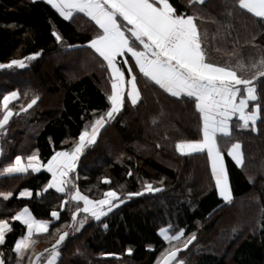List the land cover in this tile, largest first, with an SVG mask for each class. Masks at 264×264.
I'll return each mask as SVG.
<instances>
[{
  "label": "trees",
  "instance_id": "16d2710c",
  "mask_svg": "<svg viewBox=\"0 0 264 264\" xmlns=\"http://www.w3.org/2000/svg\"><path fill=\"white\" fill-rule=\"evenodd\" d=\"M170 2L178 12L204 18L197 23L202 33L206 29L202 47L211 62L235 66L264 53V19L241 8L238 0H204L191 6L189 0ZM54 31L62 41L55 39ZM99 32L83 13L65 19L46 0H0V64L25 62L23 68H0V118L6 111L3 97L14 91L19 95L8 104L13 115L0 133V169L18 155L35 154L47 163L56 152L69 150L85 125L110 106V69L88 44ZM35 53L39 55L29 59ZM122 61L119 57V66L127 69ZM133 73L139 100L132 104L125 92L123 108L100 130L95 143L85 146L70 175L89 198H103L112 189L124 202L99 220L79 212L73 221L81 205L71 199L73 186L67 184L64 192L47 187L52 179L48 170L0 175V193H12L0 196V219L11 229L0 245L5 264H33L63 232L68 235L55 264H160L173 245L160 232L169 226L173 233L183 229L181 242L195 233L178 256L182 264H264V77L254 81L260 99L249 102V108L261 104L256 123L243 127L234 117L231 135L218 138L233 195L226 202L218 195L207 152L181 153L176 148L182 139L202 138V118L193 98L172 96L138 67ZM241 74L251 75L238 71ZM125 78H130L127 71ZM34 94L39 99L27 108ZM51 94H58L56 103L45 105ZM235 142L241 144L242 165L228 155ZM148 183L160 190L145 191ZM25 188L32 190L30 198L20 197ZM129 192L141 194L125 198ZM25 206L51 224L47 232L35 234V243L21 255L14 250L15 242L27 227L12 217ZM53 211L59 212L57 220ZM215 237L223 239L220 251L210 248Z\"/></svg>",
  "mask_w": 264,
  "mask_h": 264
},
{
  "label": "snow or ice",
  "instance_id": "6c2138e0",
  "mask_svg": "<svg viewBox=\"0 0 264 264\" xmlns=\"http://www.w3.org/2000/svg\"><path fill=\"white\" fill-rule=\"evenodd\" d=\"M61 16L71 19L73 13H84L91 18L99 27V34L88 41V44L104 61L111 75V92L107 95L110 106L105 112L86 124L79 133L77 142L65 151L56 152L47 162V170L52 174V179L47 187L56 188L60 192L65 191V185L69 183L68 174L75 169L76 161L85 148L86 144L95 143L100 130L110 120L115 119L125 103V84L129 90L128 97L132 104H136L140 96L137 84V76L133 73V67H138L139 73L145 78L153 81L156 85L174 97L193 98V103L198 109L202 118V138L182 139L176 144V148L181 153H193L206 150L211 162V174L215 180V187L218 195L226 202L233 199L229 177L224 164V153L218 142V138L231 135V118L238 115L243 122V127H248L249 122L255 124L260 111L261 104L256 103L253 111H247L249 101H258L260 95L254 81L258 77H264V53L259 58H249L250 62L237 61L235 66L219 65L208 59L207 50L202 47L203 35L197 20L203 21V17H198L196 13L188 15L178 12L170 0H47ZM193 3L203 4L204 0H189V6ZM241 8L247 9L256 17L264 19V0H238ZM55 39L59 42L63 37L58 32H53ZM72 47V45H68ZM128 53L134 59V65H129L127 69H122L117 61V57H124L122 63H128ZM39 53L33 54L29 59L34 58ZM18 65L23 68L22 60H11L8 65L0 64V68ZM125 71L130 74V79L125 81ZM240 72H249L250 76L238 75ZM264 91V89H262ZM246 93V94H245ZM18 96L17 92L9 93L3 97V107L6 109L0 118V133L9 118L13 115L8 108L9 100ZM39 99L38 95H33L27 108H31ZM27 108L21 109L26 111ZM95 112V110H93ZM239 142L233 143L228 150V155L232 156L238 165H242L243 154L240 151ZM27 165L21 163V156L15 157L14 163H9L0 169V175L5 173H26L29 169L40 170V161L33 154L27 157ZM131 175V172L128 173ZM108 178H105L107 182ZM123 187V185H121ZM71 199L83 201V208L77 206L72 214V220H76L79 212L90 213L97 220L107 211L124 201L119 198L117 191L109 189L104 193V198L99 200L90 199L83 195L75 185H73ZM145 191H159L148 183ZM71 191V190H70ZM32 193L25 189L20 192V196ZM141 193H127L125 198L140 195ZM11 192H2L0 196L7 198ZM57 217V212L51 213ZM14 220H22L27 225V235L21 236L15 242V252L23 254L31 245L35 243L31 239L33 231L47 232L48 221L36 220L31 215L27 207L17 213ZM7 220L0 219V245L5 242V233L10 231ZM59 232V229H56ZM235 231V229H234ZM165 240L179 239L183 236V229L174 236L170 235L169 228L160 230ZM68 232L60 233L59 239L52 246L51 255L47 258V264H55L59 252L56 245L64 240ZM195 233H192L185 243L190 244L195 240ZM47 251V249L45 250ZM131 251V249H129ZM179 249L165 250L164 264L176 256ZM39 255V254H37ZM4 254L0 252V264H5ZM182 264V262H181Z\"/></svg>",
  "mask_w": 264,
  "mask_h": 264
},
{
  "label": "rangeland",
  "instance_id": "374dc122",
  "mask_svg": "<svg viewBox=\"0 0 264 264\" xmlns=\"http://www.w3.org/2000/svg\"><path fill=\"white\" fill-rule=\"evenodd\" d=\"M77 13V12H76ZM74 14L75 13H73V16H74ZM84 14V13H83ZM84 15H86V14H84ZM72 16V17H73ZM87 16V15H86ZM88 17V16H87ZM90 18V17H89ZM130 56H131V54L130 53H128ZM68 58V57H70V55L68 56H65V58ZM72 57V56H71ZM54 58L56 59L55 61L56 62H60V63H64V64H66V65H68V63H67V61H60L61 59H59L57 56H54ZM123 59H124V57H123ZM132 60H133V63H134V59L132 58ZM117 61L119 62V57L117 58ZM24 63V65H25V62H23ZM128 65H130V63H128ZM16 66H18V65H16ZM130 79V78H129ZM125 81H127L126 80V78H125ZM128 90H129V87H128V85H127V83L125 84V92H128ZM140 97V96H139ZM57 99H58V94H51V95H49V97L47 98V101H46V103H45V105L46 104H48V105H52V104H55L56 103V101H57ZM139 99V98H138ZM249 102H251V101H249ZM254 110V107L253 108H249V104H248V109H247V111H253ZM234 117H238V115H236V116H234ZM233 117V118H234ZM232 118V119H233ZM239 118V117H238ZM232 119H231V121H232ZM249 123H251L252 124V122L250 121ZM256 123V122H255ZM254 125V124H253ZM236 143V142H235ZM115 144L116 145H123V144H119L118 143V141H115ZM87 145V144H86ZM241 145V144H240ZM115 146V145H114ZM230 148H231V146H230ZM229 148V149H230ZM113 149H114V147H113ZM204 151H206V150H204ZM240 151H241V149H240ZM242 152V151H241ZM243 154V153H242ZM80 156V155H79ZM79 158V157H78ZM210 160V159H209ZM77 162H78V159H77V161H76V166H77ZM211 163V162H210ZM76 168V167H75ZM72 171H74V169L72 170ZM72 171H70L69 172V174H68V181H69V183H67L68 185H71V186H73L74 185V183H73V180L70 178V175H71V172ZM67 184L65 185V189L67 188ZM104 198V197H103ZM103 198H100V199H103ZM93 200H99V199H93ZM80 203H81V205H80V208L82 209L83 208V202L82 201H80ZM114 203H117V205H119L120 203H118L117 201H114ZM81 212H83V211H81ZM107 212H109V211H107L106 210V213ZM84 213V212H83ZM103 216V215H102ZM101 216V217H102ZM76 217H79V215L77 214V216ZM82 217H92L91 216V214L90 213H84V215L82 216ZM164 228H169V227H164ZM179 232V231H178ZM169 234L170 235H175L176 233H173L172 232V230L170 229V232H169ZM163 236V235H162ZM183 239V236H181L179 239H174V240H167L168 242H172V244L173 245H171V247H169V249H168V251H172V250H176V249H179V251H177L176 252V256L172 259V260H170L169 261V264H174V261L175 260H178L177 261V264H180L181 263V260L179 259V255H180V252H182V250L183 249H186L187 247H188V245L189 244H187V247H185L184 245H185V243L187 242H181V240ZM216 239V240H215ZM215 241H212L211 243H210V248L212 247L213 248V250L214 251H220L221 249H220V243L221 242H223V239L222 238H217V237H215ZM214 242H216V244L214 243ZM165 255V254H164ZM160 264H164V257L162 258V260H161V263Z\"/></svg>",
  "mask_w": 264,
  "mask_h": 264
},
{
  "label": "crops",
  "instance_id": "0c3cea01",
  "mask_svg": "<svg viewBox=\"0 0 264 264\" xmlns=\"http://www.w3.org/2000/svg\"><path fill=\"white\" fill-rule=\"evenodd\" d=\"M47 1V0H46ZM118 58V57H117ZM15 92V91H14ZM12 93V92H11ZM246 94V93H245ZM8 95V94H7ZM186 95V94H185ZM19 96V95H18ZM18 96L17 97H15V98H11L10 100H9V103L10 102H12L13 100H15V99H17L18 98ZM139 100V99H138ZM137 100V101H138ZM234 117V116H233ZM232 117V118H233ZM231 118V119H232ZM242 151V150H241ZM0 156H1V147H0ZM37 157H38V159H39V161H40V170L39 171H41V170H43V169H46L47 170V167H46V165H47V163H44L41 159H40V157L38 156V155H36ZM21 163L22 164H24V165H27V163H28V161H27V157L26 158H23L22 156H21ZM224 164H225V162H224ZM225 168H226V166H225ZM29 171H34V170H32V169H29L27 172H29ZM26 172V173H27ZM34 172H38V171H34ZM25 189H28V188H25ZM25 189H22L21 191H23V190H25ZM32 194H33V192H32V190L31 189H28ZM20 191V192H21ZM80 191V190H79ZM81 192V191H80ZM82 193V192H81ZM32 194L30 195V196H28V195H25V196H20V197H23V198H30L31 196H32ZM83 194V193H82ZM19 195H20V193H19ZM83 195H85V194H83ZM91 199V198H90ZM83 202V201H82ZM25 207H27V209L29 210V212L31 213V215L33 216V217H35L34 216V214L32 213V211H31V209L28 207V206H25ZM25 207H23V208H21L17 213H20ZM55 212H57V214H58V216L57 217H53L55 220H57L58 218H59V212L58 211H55ZM16 213V214H17ZM15 214V215H16ZM35 219L36 220H43V219H37L36 217H35ZM19 221H21L22 223H23V221L22 220H19ZM44 221H48V228H49V226H50V224H51V221L50 220H44ZM24 224V223H23ZM26 227H27V225H26ZM27 232H28V229L26 230V233H25V235H27ZM37 233H44V232H39V231H33V234H32V237H31V239L34 241V236H35V234H37ZM20 238V237H19ZM18 238V239H19ZM62 242V241H61ZM59 246H60V244L59 245H56V248H57V250H58V252H59V256L56 258V260H55V263H56V261L58 260V258L60 257V251H59ZM14 250H15V247H14ZM51 252H52V247L51 248H49V249H47V251H44V252H40L39 253V255H37L36 256V258H35V261H34V263L33 264H47V258L51 255Z\"/></svg>",
  "mask_w": 264,
  "mask_h": 264
}]
</instances>
